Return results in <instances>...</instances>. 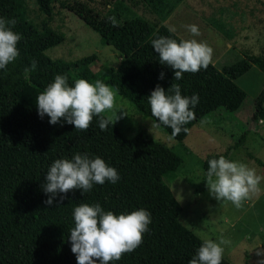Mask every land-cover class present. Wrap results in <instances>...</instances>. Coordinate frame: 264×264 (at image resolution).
I'll use <instances>...</instances> for the list:
<instances>
[{"label":"trees","instance_id":"16d2710c","mask_svg":"<svg viewBox=\"0 0 264 264\" xmlns=\"http://www.w3.org/2000/svg\"><path fill=\"white\" fill-rule=\"evenodd\" d=\"M38 1L47 15L53 14L57 3L77 14L123 58L118 65L106 66L98 72L90 68L97 59L95 54L75 60L51 58L46 50L61 43L63 36L48 24L43 29L32 24L27 18L26 0H0V16L15 18L14 30L23 36L17 45L19 57L6 69H0V264H77L71 251L70 230L75 226L74 209L81 203H98L116 215L140 208L151 213L152 223L144 233L143 243L110 264H188L203 239L180 221L183 207L168 182L176 176L182 158L146 130L133 138H127L116 123L101 131L98 117H94L87 131L76 130L63 119L52 125L47 115L43 119L38 115L37 97L57 74L66 75L69 86H74L78 79L90 83L99 79L156 121L148 97L157 84L167 91L173 83H178L183 96H199V103L193 109L195 119L184 125L189 131L175 136L183 141L195 124L242 94L237 96L241 90L236 83L239 77L254 65L264 72V55L246 54L221 69L211 63L206 70L184 73L181 80H175L174 70L162 65L152 48V41L160 36L182 40L168 26H157L132 15L121 1H116L106 12L91 5L95 0ZM182 1L144 2L152 11L168 17ZM109 17H115L116 26ZM33 60L38 62L37 69L26 72ZM161 72L164 79H159ZM263 103L264 91L257 98L253 120H259L264 113ZM160 126L172 133L170 128ZM245 139L246 133L236 145ZM77 153L101 157L117 169L120 180L115 184L108 181L94 184L86 193L74 189L58 206L49 207L44 201L50 194L42 188L47 171L55 160L71 159ZM220 156L225 157L226 152L206 157L205 173L207 161ZM205 182L204 175L197 186L198 192L205 191ZM222 264L232 263L223 256Z\"/></svg>","mask_w":264,"mask_h":264},{"label":"rangeland","instance_id":"374dc122","mask_svg":"<svg viewBox=\"0 0 264 264\" xmlns=\"http://www.w3.org/2000/svg\"><path fill=\"white\" fill-rule=\"evenodd\" d=\"M116 1H121L134 16L152 24L169 28L182 39L206 41L214 50L212 63L218 68L231 65L246 54L264 55V0H183L168 17L152 11L145 0H95L91 3L106 12ZM109 2V3H108ZM27 18L39 29L45 24L63 36V41L46 50L51 58L75 60L95 54L90 68L98 72L106 66L118 65L122 58L114 46L103 42L101 35L74 12L57 3L52 15H47L38 0H26ZM196 24L201 35L193 37L183 25ZM239 96L224 108L208 116L210 123L195 124L183 141L177 140L151 117L124 96L117 93L115 108L107 115H125L115 123L127 138L146 130L155 140L168 146L182 158L170 186L183 210L180 221L202 239L214 241L223 236L231 241L223 256L232 264H260L264 261V179L260 191L245 200L240 208L229 201H217L206 186L198 192L205 170L203 161L209 154L225 153L226 159L239 161L264 177V113L253 120L257 98L264 91V72L253 66L239 77ZM115 90V89H114ZM264 105V103H263ZM246 133L244 142L236 145Z\"/></svg>","mask_w":264,"mask_h":264},{"label":"clouds","instance_id":"9594fccd","mask_svg":"<svg viewBox=\"0 0 264 264\" xmlns=\"http://www.w3.org/2000/svg\"><path fill=\"white\" fill-rule=\"evenodd\" d=\"M109 21L116 26L115 17ZM15 18L0 16V69L19 57L18 43L23 39L21 33L15 31ZM193 37L201 35L196 24L183 25ZM175 32L176 28H169ZM152 48L159 56V62L174 70V79L181 80L184 73H197L207 69L212 63L214 50L206 41L197 39H182L179 42L170 37L160 36L152 41ZM38 62L33 60L30 68L25 71H35ZM165 74L160 73L159 79ZM118 90H114L102 80L90 83L78 79L74 86L68 85L66 75L57 74L54 81L41 92L36 101L38 115L41 119L47 115L49 123L56 125L63 121L74 125L76 130L87 131L98 117V126L106 131L110 125L121 119L125 114L106 113L115 108ZM151 114L156 118V127L163 125L172 130V136H178L189 129L184 125L195 119L193 109L199 103L198 94L183 96L178 83L165 89L157 84L148 97ZM210 123L202 120L201 124ZM206 186L210 196L217 201H229L236 208L253 194L260 191L259 184L264 177L257 175L254 168L220 156L207 161ZM116 168L109 166L101 157L90 158L88 154L77 153L71 159L55 160L45 176L43 191L50 194L44 201L52 207L59 205L66 194L74 189L86 193L92 190L94 184L103 185L106 181L112 184L120 180ZM65 194V195H59ZM59 195V199L57 197ZM74 227L70 230L71 251L76 255L77 264H110L119 261L126 253L133 252L143 243L144 233L149 231L152 223L151 213L140 208L127 214L116 215L105 211L100 204L89 205L81 203L75 207ZM231 241L221 236L218 241L205 238L191 257L188 264H222L225 247ZM264 255V253H258ZM260 264H264L261 261Z\"/></svg>","mask_w":264,"mask_h":264}]
</instances>
